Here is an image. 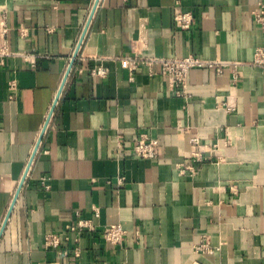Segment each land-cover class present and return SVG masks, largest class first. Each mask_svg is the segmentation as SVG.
Wrapping results in <instances>:
<instances>
[{
    "label": "crops",
    "instance_id": "1",
    "mask_svg": "<svg viewBox=\"0 0 264 264\" xmlns=\"http://www.w3.org/2000/svg\"><path fill=\"white\" fill-rule=\"evenodd\" d=\"M258 1L0 0V264H264Z\"/></svg>",
    "mask_w": 264,
    "mask_h": 264
},
{
    "label": "built area",
    "instance_id": "2",
    "mask_svg": "<svg viewBox=\"0 0 264 264\" xmlns=\"http://www.w3.org/2000/svg\"><path fill=\"white\" fill-rule=\"evenodd\" d=\"M252 17L255 23H257L264 32V0H259L257 6L252 11ZM176 18L179 21V26L182 29H187L193 21V16L189 12H183L177 14ZM1 54H4V50H0ZM144 62L148 65L157 64V72L168 78L169 84L175 89L178 95H184L186 93V77L188 71L192 67H213L216 64H221L216 61L205 60L194 55H187L183 57H162V58H148ZM255 62L264 64V48L259 47L256 51ZM121 63L133 69L134 58L126 56L121 59ZM101 72V71H99ZM14 82L11 83V87H14ZM134 152L136 155L142 158H153L158 154V141L156 139H148L145 136H141L136 140L134 144ZM196 154V159L199 160V155ZM190 168V166H187ZM185 168V167H184ZM192 169V168H190ZM180 170L184 171L183 168ZM78 226H90L87 220H79ZM124 234V229L119 223H111L103 230V237L109 243H118L121 241ZM58 242V238L54 234H49L46 239V244L55 245ZM206 243L200 245L204 248Z\"/></svg>",
    "mask_w": 264,
    "mask_h": 264
}]
</instances>
